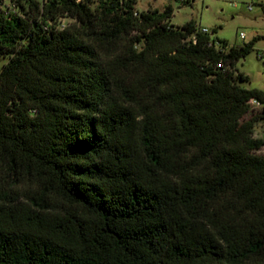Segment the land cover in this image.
<instances>
[{
	"label": "trees",
	"instance_id": "1",
	"mask_svg": "<svg viewBox=\"0 0 264 264\" xmlns=\"http://www.w3.org/2000/svg\"><path fill=\"white\" fill-rule=\"evenodd\" d=\"M92 2L0 0V264H264L253 40Z\"/></svg>",
	"mask_w": 264,
	"mask_h": 264
},
{
	"label": "rangeland",
	"instance_id": "2",
	"mask_svg": "<svg viewBox=\"0 0 264 264\" xmlns=\"http://www.w3.org/2000/svg\"><path fill=\"white\" fill-rule=\"evenodd\" d=\"M96 4L97 0H93L91 6ZM167 4L173 10L168 20L174 26L193 20L197 28L206 27L227 46H239L253 40L250 52L237 62L238 69L248 77L239 84L247 88H264V0H136L134 10L138 13L154 9L162 11ZM67 21L62 19L63 24ZM240 33H244V37ZM4 60L1 58V63ZM254 106L256 113L264 104ZM251 114L249 112L246 117ZM252 134L264 138V120L256 121ZM258 152L264 153V147Z\"/></svg>",
	"mask_w": 264,
	"mask_h": 264
},
{
	"label": "built area",
	"instance_id": "3",
	"mask_svg": "<svg viewBox=\"0 0 264 264\" xmlns=\"http://www.w3.org/2000/svg\"><path fill=\"white\" fill-rule=\"evenodd\" d=\"M7 6H8V9H12V8L14 7V4L8 2V3H7ZM250 7H251V6L249 5V8H250ZM135 14H137V12H135ZM199 29H200L201 32H209L208 29H207L206 27H200ZM240 36H241V37H244V33H240ZM209 44H210V43H209ZM214 45H215V46H219V42H218V41H215V42H214ZM259 57H262V54H259ZM252 103H253V104H259L258 101H256V100H252Z\"/></svg>",
	"mask_w": 264,
	"mask_h": 264
}]
</instances>
